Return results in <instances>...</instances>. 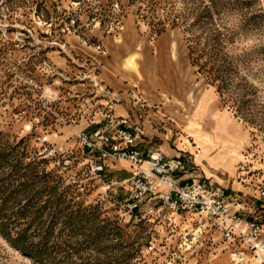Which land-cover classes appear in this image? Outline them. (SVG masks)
I'll return each mask as SVG.
<instances>
[{"label":"rangeland","instance_id":"1","mask_svg":"<svg viewBox=\"0 0 264 264\" xmlns=\"http://www.w3.org/2000/svg\"><path fill=\"white\" fill-rule=\"evenodd\" d=\"M113 80L138 122L100 101ZM119 129L147 154L235 156L215 186L257 195L264 0H0V264H264L212 218L134 209Z\"/></svg>","mask_w":264,"mask_h":264},{"label":"built area","instance_id":"2","mask_svg":"<svg viewBox=\"0 0 264 264\" xmlns=\"http://www.w3.org/2000/svg\"><path fill=\"white\" fill-rule=\"evenodd\" d=\"M96 136L110 143V137L104 133L97 132ZM116 136L120 143L114 145L111 156L128 162L132 167L130 181L134 209L147 199H155V205L161 209L212 218L225 238L238 237L246 248L264 260L263 221L259 216L248 219L245 215L260 211L255 207L254 200L231 198L223 188L211 185L200 167H189L183 158H165L162 153H145L139 147L137 133L119 129ZM92 144L88 142V145ZM103 170L104 166H96V171ZM187 172H190V176ZM258 195L262 203L260 207L264 209V187L258 188ZM249 205L251 209L247 208Z\"/></svg>","mask_w":264,"mask_h":264},{"label":"crops","instance_id":"3","mask_svg":"<svg viewBox=\"0 0 264 264\" xmlns=\"http://www.w3.org/2000/svg\"><path fill=\"white\" fill-rule=\"evenodd\" d=\"M59 65H61V64H59ZM113 83L116 84L117 89L115 86H113L114 89H111V87L109 88L107 86V91L103 92V94H102L105 99L100 100V101L107 102L106 99H112V98L116 97L115 94H117V96L121 97V100H120L121 104H118L115 106L116 115L135 117V119L132 118V121L138 122L137 115H134L133 113H132V115L130 114V111H133L131 98H130L131 94L129 93L128 90L123 89L122 85L119 84L117 81L113 80ZM154 135H157V134H153L152 136H154ZM180 149L181 148H178V149L170 148L168 150V148L165 145H163L162 147H160L157 150H159L158 152H161L165 158L180 157V158H183V160L187 163L188 166H194L195 165L197 167H200L204 176L206 177V179L213 186H215L214 182L222 185V183H225L226 180L222 179L220 176H217L216 178L213 179L214 174H212L211 172H236V169H237L236 165H237V163H239V160L237 161L235 156L234 157L233 156H230V157L226 156L227 160L233 161V167L234 168L232 169L231 167L225 166L223 164V162H221L220 159H214V156L216 154L211 153L210 155L213 156V157H211L205 152H200L199 154H197L196 152H192L190 150V148L188 150H183V149H185V148H183L182 149L183 151ZM208 173H209V175H208ZM187 181H185V182H187ZM240 183L241 184L245 183L247 185H250L251 188H253V193H256L257 195L252 194V192H247L248 188H250V187H246L247 189L244 187L245 189H243V190L238 189L236 191L233 190L229 194L227 193L228 195L231 196V198H234V197H238V198L241 197L242 198L243 197V199H248L250 201L259 199L258 188L260 187V185H257V184L252 185L250 183L245 182L244 179H241ZM215 187H218V186H215ZM219 187L222 188L223 186H219ZM262 187H264V186H262ZM247 204H249V203H247ZM247 208L251 209L252 207H250V205H249ZM249 219H251V218H249Z\"/></svg>","mask_w":264,"mask_h":264},{"label":"bare ground","instance_id":"4","mask_svg":"<svg viewBox=\"0 0 264 264\" xmlns=\"http://www.w3.org/2000/svg\"><path fill=\"white\" fill-rule=\"evenodd\" d=\"M125 162V161H124Z\"/></svg>","mask_w":264,"mask_h":264}]
</instances>
